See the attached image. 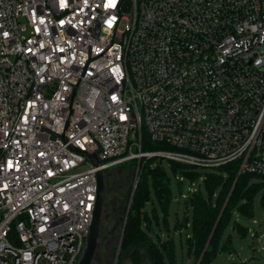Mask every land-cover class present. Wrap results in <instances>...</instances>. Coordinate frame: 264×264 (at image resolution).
I'll return each instance as SVG.
<instances>
[{
	"label": "built area",
	"instance_id": "obj_1",
	"mask_svg": "<svg viewBox=\"0 0 264 264\" xmlns=\"http://www.w3.org/2000/svg\"><path fill=\"white\" fill-rule=\"evenodd\" d=\"M89 46L106 51L76 88L72 147L104 171L156 157L264 181V0H0V264H78L96 170L50 131ZM143 129L170 149L143 151Z\"/></svg>",
	"mask_w": 264,
	"mask_h": 264
},
{
	"label": "trees",
	"instance_id": "obj_2",
	"mask_svg": "<svg viewBox=\"0 0 264 264\" xmlns=\"http://www.w3.org/2000/svg\"><path fill=\"white\" fill-rule=\"evenodd\" d=\"M142 148L145 152L170 149L162 143L152 142L144 129ZM163 160L153 157L144 158L140 163L138 160L130 161L131 170L139 166L138 182L132 199V185L126 198L120 191H112V197L106 198L109 205L108 220L113 223L111 231L118 241V247L114 250L116 256L120 247L117 264H121L124 255L129 257L131 264H176L174 239L169 236L163 238L158 233L154 237L150 236L145 229L146 226L151 231L147 205L152 201V194L164 212H167L172 201L171 180ZM169 162L174 173L183 174L191 183L203 175L208 190V198L198 189L186 200L187 207L192 210V220L185 214L182 222H176V227L192 230L186 242L188 252L195 257L196 264L212 263L220 251L233 252L231 237L224 241L225 231L232 224L233 229L242 235L248 233V229L237 221L232 222L233 215L239 213L245 218H252L254 200L259 193L264 206V181L249 173L239 174L236 163L202 172L187 165ZM103 236L106 240L101 249L107 251L113 238L106 237L104 231ZM100 257L101 263L106 264L109 257L106 254Z\"/></svg>",
	"mask_w": 264,
	"mask_h": 264
},
{
	"label": "rangeland",
	"instance_id": "obj_3",
	"mask_svg": "<svg viewBox=\"0 0 264 264\" xmlns=\"http://www.w3.org/2000/svg\"><path fill=\"white\" fill-rule=\"evenodd\" d=\"M131 162L114 166L110 170H121V177L126 182L127 176L132 173L130 167ZM163 166L166 168L171 180L172 201L169 204L167 212L159 206L157 199L152 194V201L147 205L148 212L150 214L149 225L151 231L145 226V229L150 236L154 237V234H161L162 237H171L174 239L176 249V264H196L195 257L188 252V245L186 238L192 235V230L185 227H176V222L184 219V215L187 214L189 219L192 220V210L187 207L186 200L190 198L193 191L201 189V193L204 197L208 198V190L204 181L197 179L192 185L189 180L180 182L181 175L174 173L171 169L170 162L166 159L163 160ZM204 172V171H203ZM134 176L131 177L129 185H122L117 191L123 194L124 198L130 191V186L133 183ZM114 177L107 181L109 188L108 197H112ZM108 199V198H107ZM154 206L156 210L153 211ZM156 215H155V214ZM237 221L243 228L251 229L253 233L257 232L259 241L257 238H252V235L247 233L242 235L238 230H234L232 224L226 229L224 234V241L231 237L233 252L220 251L214 261L210 264H264V206L262 204V197L259 193L254 200V215L252 218H245L239 213H234L233 221ZM113 223L109 220L104 223V235L106 237L113 238V242L105 251L101 249V256L105 254L109 257L106 264L116 263V252L114 250L118 247V241L115 234L112 233ZM116 251V250H115ZM121 264H131V261L127 255L122 258Z\"/></svg>",
	"mask_w": 264,
	"mask_h": 264
},
{
	"label": "water",
	"instance_id": "obj_4",
	"mask_svg": "<svg viewBox=\"0 0 264 264\" xmlns=\"http://www.w3.org/2000/svg\"><path fill=\"white\" fill-rule=\"evenodd\" d=\"M111 45H112V42L108 45L106 50ZM105 51H103L100 55L91 58V46H89V60H88L86 66H85V68L81 74V77H80L78 83L76 84V86L73 90L71 103H70V107H69V113H68V117L66 120V124L64 127L63 134L58 135V134L49 130L51 133L60 137L71 150L85 153L88 156L89 161L91 162L93 167H95V170H96L97 191H96V198H95L94 209H93V216H92L91 225L89 226L88 235L86 237L85 245H84L82 254L79 258L78 264H102L101 263V257H100L101 247H102L104 241L106 240V238L103 236V224H104V222H106L109 219V205L106 201V198H107L108 193H109L107 181L110 178L114 177L112 190L117 191L118 188L121 187L122 185H129V183L131 181V177L133 176V173H130L126 178V182H124L123 178L121 177V170H117V171L116 170H109V171L102 170V168H101L102 163H101L99 157L96 155V151L94 152V154L82 151L80 149L72 147L66 139V129H67V125L69 123V121H68L69 115L72 113L71 107H72L73 98L76 95V92H75L76 88H77L81 78L83 77V74H84L89 62L91 60H94V59L98 58L99 56L103 55V53ZM42 128H45V127L42 126L41 129ZM45 129H47V128H45ZM135 188H136V186L134 185L133 189H132L131 199H132V196L134 194ZM125 223H126V220H125ZM119 254H120V247L117 251L115 264H117V259L119 257Z\"/></svg>",
	"mask_w": 264,
	"mask_h": 264
}]
</instances>
